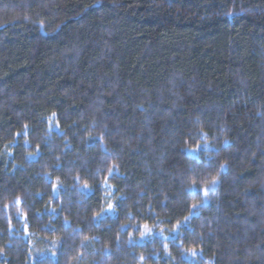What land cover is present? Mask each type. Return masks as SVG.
Segmentation results:
<instances>
[{
  "label": "trees",
  "instance_id": "trees-1",
  "mask_svg": "<svg viewBox=\"0 0 264 264\" xmlns=\"http://www.w3.org/2000/svg\"><path fill=\"white\" fill-rule=\"evenodd\" d=\"M0 264H264V0H0Z\"/></svg>",
  "mask_w": 264,
  "mask_h": 264
},
{
  "label": "rangeland",
  "instance_id": "rangeland-1",
  "mask_svg": "<svg viewBox=\"0 0 264 264\" xmlns=\"http://www.w3.org/2000/svg\"><path fill=\"white\" fill-rule=\"evenodd\" d=\"M150 234H152V232H150ZM175 235H176V232L171 233L170 235L159 234V236H162V237H164V238H166V239L173 238V237H175Z\"/></svg>",
  "mask_w": 264,
  "mask_h": 264
}]
</instances>
